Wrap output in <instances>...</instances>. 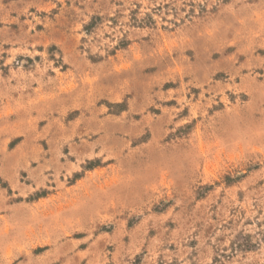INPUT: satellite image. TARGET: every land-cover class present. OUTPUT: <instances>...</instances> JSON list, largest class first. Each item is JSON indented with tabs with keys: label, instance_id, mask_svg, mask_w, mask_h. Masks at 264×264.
Masks as SVG:
<instances>
[{
	"label": "rangeland",
	"instance_id": "1",
	"mask_svg": "<svg viewBox=\"0 0 264 264\" xmlns=\"http://www.w3.org/2000/svg\"><path fill=\"white\" fill-rule=\"evenodd\" d=\"M0 264H264V0H0Z\"/></svg>",
	"mask_w": 264,
	"mask_h": 264
}]
</instances>
